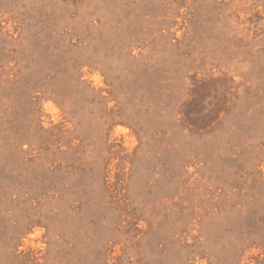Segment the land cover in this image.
<instances>
[{"label":"rangeland","instance_id":"rangeland-1","mask_svg":"<svg viewBox=\"0 0 264 264\" xmlns=\"http://www.w3.org/2000/svg\"><path fill=\"white\" fill-rule=\"evenodd\" d=\"M0 264H264V0H0Z\"/></svg>","mask_w":264,"mask_h":264}]
</instances>
